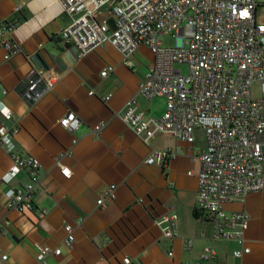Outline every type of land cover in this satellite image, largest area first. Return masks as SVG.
<instances>
[{
  "label": "crops",
  "instance_id": "1",
  "mask_svg": "<svg viewBox=\"0 0 264 264\" xmlns=\"http://www.w3.org/2000/svg\"><path fill=\"white\" fill-rule=\"evenodd\" d=\"M0 17L13 22L7 36L21 48L5 60L0 41V125L17 128V152L41 165L40 186L30 197L33 208L8 209L6 191L24 188L31 179L22 171L8 183L3 180L13 159L0 145V264H39L42 245L62 250L47 257L48 264H122L125 256L132 264H264V187L224 206L228 214L249 215L242 244L234 236L215 235L211 217L197 212L201 165L193 157L206 147L203 130H195L192 143L166 132L144 141L118 117L130 99L152 116L166 110L164 98L149 100L139 92L155 59L147 46L135 51L132 67L124 65L112 44L79 57L77 48L59 37L70 18L58 0H0ZM96 19L114 27L109 7L100 9ZM107 68L109 74L101 77ZM33 69L57 76L35 104L23 97ZM2 108L10 109L12 117L5 118ZM69 111L81 119L74 131L59 124ZM100 122L105 127L96 137L92 130ZM153 150L176 156L164 166L150 165L146 159ZM61 167L70 169V176ZM113 185L115 197L97 205ZM163 214L177 215V235L162 234L155 220ZM68 224L75 237L72 248L64 245ZM242 246L250 252L235 257ZM207 248L215 251L213 258H204Z\"/></svg>",
  "mask_w": 264,
  "mask_h": 264
},
{
  "label": "built area",
  "instance_id": "2",
  "mask_svg": "<svg viewBox=\"0 0 264 264\" xmlns=\"http://www.w3.org/2000/svg\"><path fill=\"white\" fill-rule=\"evenodd\" d=\"M69 15L68 24L59 33L66 44L77 48L79 57L106 44H112L123 57L124 65H135L133 55L147 46L155 59L139 85L147 99L162 97L166 110L160 117L138 107L134 99L126 102L118 117L142 140L149 141L157 133H170L178 140L192 143L196 129H202L206 147L193 157L200 162L197 189V212L214 222L215 235L232 237L243 243L249 215L245 211L228 214L224 206L234 198H242L264 187V24L256 21L258 0H58ZM17 5L16 10L24 6ZM109 7L114 14V27L96 13ZM14 28L11 21L0 17V41L8 60L21 48L8 37ZM172 35L180 42L164 45L162 38ZM176 64H187L188 72ZM111 69L101 71L106 77ZM57 76L33 69L27 75L23 97L31 104L51 90ZM108 98V97H107ZM106 98V99H107ZM5 118L10 109L2 108ZM61 127L74 131L80 117L67 112L59 121ZM105 127L100 122L92 132L100 137ZM17 128L0 125V145L11 155L13 164L3 180L8 183L20 172L31 181L21 189L6 191L8 209H32L30 197L40 186V162L22 157L13 140ZM176 156L170 150H153L146 159L150 165L164 166ZM61 158L56 163L60 164ZM70 176V169L61 167ZM115 197V186L105 189L97 205ZM177 215L163 214L155 220L162 234L177 235ZM235 225L239 229L230 231ZM64 245L72 248L74 234L66 225ZM61 248L38 246L39 264L61 254ZM250 252L249 247L236 249L235 257ZM172 253H170L171 255ZM215 256L207 248L205 259ZM7 255L2 257L5 260ZM122 264H132L125 256Z\"/></svg>",
  "mask_w": 264,
  "mask_h": 264
},
{
  "label": "rangeland",
  "instance_id": "3",
  "mask_svg": "<svg viewBox=\"0 0 264 264\" xmlns=\"http://www.w3.org/2000/svg\"><path fill=\"white\" fill-rule=\"evenodd\" d=\"M260 3L257 7L256 11V21L259 24H264V0H258ZM162 41L164 45L167 46H174L177 42L179 43V40H176V38L172 35H167L162 38ZM177 68H182L184 73L188 72V65L187 64H176Z\"/></svg>",
  "mask_w": 264,
  "mask_h": 264
},
{
  "label": "trees",
  "instance_id": "4",
  "mask_svg": "<svg viewBox=\"0 0 264 264\" xmlns=\"http://www.w3.org/2000/svg\"><path fill=\"white\" fill-rule=\"evenodd\" d=\"M198 214V213H197Z\"/></svg>",
  "mask_w": 264,
  "mask_h": 264
}]
</instances>
